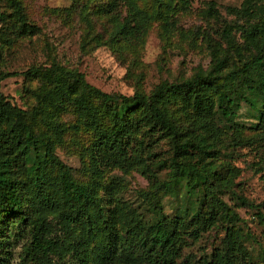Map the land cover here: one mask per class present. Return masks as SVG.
Masks as SVG:
<instances>
[{
    "label": "rangeland",
    "instance_id": "obj_1",
    "mask_svg": "<svg viewBox=\"0 0 264 264\" xmlns=\"http://www.w3.org/2000/svg\"><path fill=\"white\" fill-rule=\"evenodd\" d=\"M19 1L28 23L35 29L31 35L11 40L13 36H8L7 30L13 7L7 0H0V74H14L1 81L0 90L12 105L26 111V121L36 133L52 139L54 154L70 167L76 181H98V194L109 212L113 211L118 233L122 235L126 225L120 205L134 208L145 222L154 216L148 201L139 195L151 189L146 175L134 169L122 171L114 166H102L100 174L95 176L89 155L95 139L92 130L70 100L61 99L55 104L46 101L44 95L51 88V82L45 75L26 77L24 72L31 68L44 71L58 65L83 73L87 83L103 92L129 96L140 91L148 95L162 82H180L198 67L210 69L213 52L223 56L234 45L237 58H250L255 49L244 39L243 30L248 23L264 20V0H187L186 4L181 0ZM132 8L148 15L144 33L140 36L131 33L129 38L110 37L112 28L129 15ZM2 16L8 20L3 21ZM230 65L227 63L225 71ZM80 92L78 85L75 93ZM211 96L214 125L218 129L211 157L217 166L218 179L212 182L214 192L219 202L236 215L234 224L242 229L247 258H252V264H264V219L256 216V206L264 205V132L256 125L257 112L242 99L236 123L229 127L230 123L222 117L216 99ZM92 102L102 123L109 125L102 103L96 98ZM166 107L172 116L187 123L179 100H170ZM187 110L190 111V107ZM151 150L155 157L146 162L157 178L167 180L168 166L160 168L155 163L169 160L171 145L160 139L152 143ZM42 156L41 148L38 157L32 152L28 166ZM51 175H56L55 167L51 168ZM111 185L116 191H108ZM206 187L207 182L191 188L183 177L163 197V213L190 224L199 211L207 210L201 202ZM240 198L247 203H241ZM260 210L264 212V207ZM48 222L51 237L62 239L65 245L74 242L63 233L57 213H49ZM228 224V221L218 220L213 227L200 232L198 238L185 236L184 259L190 264H205L213 248L221 244ZM4 228L5 246L0 248L3 258L0 264H30L22 253L28 242L26 228L19 229L14 219H7ZM75 233L81 235L83 231L76 228ZM103 234L99 224L85 247L84 264H91L90 251L103 239ZM75 260L76 255L69 249L64 259L52 256L48 264H71ZM112 264L144 263L134 257Z\"/></svg>",
    "mask_w": 264,
    "mask_h": 264
},
{
    "label": "trees",
    "instance_id": "obj_2",
    "mask_svg": "<svg viewBox=\"0 0 264 264\" xmlns=\"http://www.w3.org/2000/svg\"><path fill=\"white\" fill-rule=\"evenodd\" d=\"M7 1L13 7L7 30L8 36H13L11 40L33 34L35 27L28 23L20 1ZM181 1L187 3V0ZM245 11L248 12V8ZM1 19L8 20L3 16ZM147 20L145 12L132 8L129 15L112 28L110 37L129 38L131 33L140 36ZM243 31L244 39L255 49L250 58H237L234 45L226 55L218 56L213 52L210 69L198 67L180 82H162L148 95L140 91L129 96L106 93L87 83L83 73L58 65L44 71L31 68L24 72L26 77L45 75L51 82V88L44 95L46 101L55 104L61 99L70 100L92 130L95 139L89 155L95 176L100 174L102 166H114L122 171L134 169L146 175L151 189L139 195L148 201L154 216L145 222L134 208L120 205L126 225L122 235L118 233L113 211L109 212L98 194V181H76L70 167L54 154L52 139L36 133L26 121V111L12 105L0 90V248L5 246L3 232L7 219H14L19 229L26 228L28 242L22 253L30 264H48L52 256L64 259L69 249L76 255L71 264H84L85 247L100 224L103 239L90 251L91 264L127 262L134 257L144 264H190L183 257L184 237L198 238L200 232L210 229L218 220H225L230 224L224 228V238L219 247L213 248L205 264H252V258H247L245 253L242 229L234 224L236 215L219 202L214 192L212 182L218 179L217 166L211 159L218 131L214 125L211 94L218 111L230 123L229 127L236 123L242 99L257 112L256 125L264 132V20L248 23ZM227 63L231 65L225 71ZM11 75L14 74H0V83ZM78 85L81 92L77 94ZM93 98L102 103L109 125L103 124L97 116ZM174 99L182 103L187 123L172 116L166 107ZM160 139L167 140L172 147L169 160L155 163L160 168L168 166L167 180L157 178L146 162L155 157L152 143ZM40 148L43 149L42 159L37 158L28 166L30 154L33 152L38 157ZM53 167L54 176L51 175ZM183 177L191 188L207 182L201 198L207 210L199 211L190 224L167 217L161 208L163 197ZM108 191H116L115 186H109ZM240 199L241 203H247L244 198ZM259 205L256 216L263 220L264 212L260 207L264 205ZM49 213H57L63 233L74 242L65 245L62 239L51 237ZM76 228L83 234L77 235ZM0 259H3L1 255Z\"/></svg>",
    "mask_w": 264,
    "mask_h": 264
}]
</instances>
